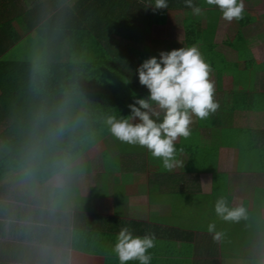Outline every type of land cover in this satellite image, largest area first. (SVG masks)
Returning a JSON list of instances; mask_svg holds the SVG:
<instances>
[{"label":"crops","instance_id":"1","mask_svg":"<svg viewBox=\"0 0 264 264\" xmlns=\"http://www.w3.org/2000/svg\"><path fill=\"white\" fill-rule=\"evenodd\" d=\"M248 12L256 19L241 29L200 19L214 33L192 46L212 66L220 108L177 143L172 171L144 154L107 171L103 159L87 160L90 172L46 186L0 177V264H119L112 248L122 226L155 234L151 264H264V30ZM221 197L246 218H219ZM213 222L218 240L207 231Z\"/></svg>","mask_w":264,"mask_h":264},{"label":"trees","instance_id":"2","mask_svg":"<svg viewBox=\"0 0 264 264\" xmlns=\"http://www.w3.org/2000/svg\"><path fill=\"white\" fill-rule=\"evenodd\" d=\"M201 1L193 3L200 6ZM167 2V10L153 11L154 0H0V177H19L13 161L33 112L42 99L58 97L62 88L73 82L90 114L89 133L78 148L73 171L64 176L76 170L86 174L87 168L84 171L83 167L90 164L84 158L103 140L118 147L112 155L119 165L131 162L121 149H139L115 139L105 118L129 116L128 106L134 99L150 95L140 85L136 72L146 59L159 57L148 46L150 29L168 25L173 19L182 25L188 47L202 35L214 33L203 29L200 22L193 25L185 17L178 20L179 13L192 11L184 0ZM254 19L256 16L246 9L244 18L236 22L241 29ZM17 27L22 29L21 33ZM24 40L41 49L36 51L46 53L41 58L46 69L42 74L34 72L36 60L6 58ZM55 177L43 171L32 181L46 186Z\"/></svg>","mask_w":264,"mask_h":264},{"label":"clouds","instance_id":"3","mask_svg":"<svg viewBox=\"0 0 264 264\" xmlns=\"http://www.w3.org/2000/svg\"><path fill=\"white\" fill-rule=\"evenodd\" d=\"M192 14L200 16L203 8L184 0ZM207 6L218 8L228 22L244 18V0H205ZM167 0H154L153 11L167 10ZM46 69L40 57L34 63V72ZM139 83L150 95L134 99L128 107L127 117L109 115L105 124L109 133L121 143L144 149L153 159L159 160L166 171L177 165L180 140H187L197 120L212 117L220 108L215 99L212 66L198 47H181L160 52L150 57L136 69ZM90 114L84 107L75 82L62 88L58 97L42 99L32 114L25 138L13 161L21 179L32 180L48 171L64 176L73 171L78 159V148L89 133ZM183 151V149H179ZM216 215L225 222H238L246 218L243 207L230 208L227 199L221 197L214 205ZM207 231L216 232L215 223H209ZM156 245L154 233L143 236L133 234L129 226H122L115 237L112 252L119 264H151L150 252Z\"/></svg>","mask_w":264,"mask_h":264},{"label":"rangeland","instance_id":"4","mask_svg":"<svg viewBox=\"0 0 264 264\" xmlns=\"http://www.w3.org/2000/svg\"><path fill=\"white\" fill-rule=\"evenodd\" d=\"M200 3L202 4V5L200 4V7L203 8V14L202 15L195 16L192 14V11L187 12V13H179L178 14L179 15L178 20L185 17L184 20L187 21L188 24L194 22L193 25H195L197 22H200V19H201L203 24H204V20H206L207 23H209L211 26H216L218 20L224 21V19L222 18L221 12L218 9H209L210 6H207L203 0ZM244 5H245V10L250 9V11H253L254 13H256V15L260 18V20H262V22H260V25H263L262 29L264 30V24H263L264 0H260L259 2L255 1V0H244ZM174 21L175 20L172 19V20H170V23L168 25L155 26V27L150 29V40H148V46H150V48L156 49L159 52H166L167 48H169L170 50H174V49H179L181 47H184V42L182 41L183 34H184L183 28L179 24L175 23L176 21L175 22ZM225 27H227V24L225 25ZM17 28H18V31L21 33L22 29L19 27H17ZM198 43H200V42H198ZM35 47L36 48H33L29 44V42H27V40H24L20 43V45L15 46L14 49H11L8 52L6 58L7 59H9V58H27L28 60H36L37 57L44 58L46 53L43 51H38V50L36 51V49H39V48H38V46H35ZM39 50H41V49H39ZM201 53L204 56L203 51ZM126 146H127V144H126ZM117 149H118V147L113 146V144H111V142L109 140H107V141L103 140V141L99 142L97 144V146H95L90 152L87 153L86 157L84 158L85 159L84 161L91 160L93 163L98 164L97 165L98 167H101L100 162H101V159L103 158V165L105 166L106 171L111 170L115 166L117 167V165H119V163L116 162V160H115L116 157H114V155H112V154L117 153V151H118ZM120 149H121V147H120ZM121 151H123V154L127 153V155H128L127 158H129L131 160V162L135 161L136 159H138V161H140L141 156H143L145 154L141 150L137 151V150H133L132 148H126V147H123L121 149ZM138 156H140V157L138 158ZM245 158H246V155H242V157H241L242 160H240V163H244L243 161ZM149 163H151V162H149ZM83 168H84V171L87 168L86 172H84V173L90 172L89 171L90 165H86ZM153 169H155V168H153ZM79 171H81V170H78V172ZM154 172L158 173V171H154ZM100 173L103 174V172H100ZM122 177L123 178H129V180H131V179H133V178H131V177H133V172L128 171V172H126V174H123ZM25 181L26 180H24V182ZM25 184H26V186H30V185H28V181H26ZM81 190H84V189H81ZM68 202H69V204L72 203V201H70V200ZM57 204H58V202H57Z\"/></svg>","mask_w":264,"mask_h":264}]
</instances>
